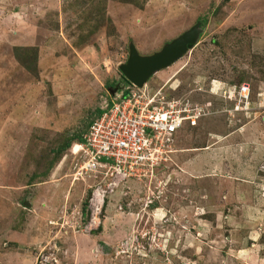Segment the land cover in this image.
Listing matches in <instances>:
<instances>
[{
    "label": "rangeland",
    "instance_id": "obj_1",
    "mask_svg": "<svg viewBox=\"0 0 264 264\" xmlns=\"http://www.w3.org/2000/svg\"><path fill=\"white\" fill-rule=\"evenodd\" d=\"M183 38L142 87L203 116L153 169L87 171L131 49ZM0 264H264V0H0Z\"/></svg>",
    "mask_w": 264,
    "mask_h": 264
},
{
    "label": "built area",
    "instance_id": "obj_2",
    "mask_svg": "<svg viewBox=\"0 0 264 264\" xmlns=\"http://www.w3.org/2000/svg\"><path fill=\"white\" fill-rule=\"evenodd\" d=\"M128 83L131 86L122 88V94L98 114L76 145L87 171L110 170L127 178L153 169L170 154L172 136L184 127L195 126L203 116L202 105L175 99L154 101L144 87ZM233 95L238 105L245 106L248 86H240Z\"/></svg>",
    "mask_w": 264,
    "mask_h": 264
},
{
    "label": "water",
    "instance_id": "obj_3",
    "mask_svg": "<svg viewBox=\"0 0 264 264\" xmlns=\"http://www.w3.org/2000/svg\"><path fill=\"white\" fill-rule=\"evenodd\" d=\"M190 46V40L183 38L173 42L162 52L145 58L139 57L133 48L128 63L121 67V72L128 82L141 88L151 75L171 65Z\"/></svg>",
    "mask_w": 264,
    "mask_h": 264
},
{
    "label": "bare ground",
    "instance_id": "obj_4",
    "mask_svg": "<svg viewBox=\"0 0 264 264\" xmlns=\"http://www.w3.org/2000/svg\"><path fill=\"white\" fill-rule=\"evenodd\" d=\"M74 147H76V146H74ZM74 147H73V148H74ZM73 148H72V150H73ZM76 148L78 149V147H76ZM73 154H74V153H73Z\"/></svg>",
    "mask_w": 264,
    "mask_h": 264
}]
</instances>
